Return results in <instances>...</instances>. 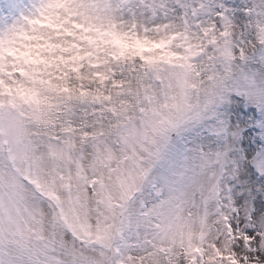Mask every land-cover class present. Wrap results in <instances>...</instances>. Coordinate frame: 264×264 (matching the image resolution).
Segmentation results:
<instances>
[{"label": "snow or ice", "instance_id": "obj_1", "mask_svg": "<svg viewBox=\"0 0 264 264\" xmlns=\"http://www.w3.org/2000/svg\"><path fill=\"white\" fill-rule=\"evenodd\" d=\"M0 264H264V0H0Z\"/></svg>", "mask_w": 264, "mask_h": 264}]
</instances>
